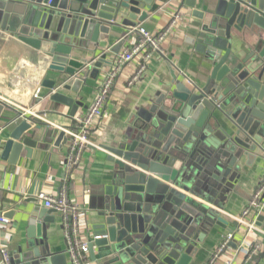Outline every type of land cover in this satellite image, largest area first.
<instances>
[{
    "label": "water",
    "instance_id": "water-1",
    "mask_svg": "<svg viewBox=\"0 0 264 264\" xmlns=\"http://www.w3.org/2000/svg\"><path fill=\"white\" fill-rule=\"evenodd\" d=\"M185 3L195 6V0ZM156 8L151 0H0V22L14 32L23 23L18 39L49 55L50 70L73 78H55L44 85L51 101L74 114L80 102L59 89H70L111 65L102 53L88 60L72 57L76 38L91 29L95 40L118 20L123 25L141 21ZM194 15L203 17L202 11ZM245 30L255 33L258 42L230 68L231 34ZM200 37L212 59L206 84L189 88L175 80L169 93L138 110L133 136L105 148L110 176L92 201L97 223L92 225L89 250L103 246L106 264H186L210 226L228 227L207 202L234 177L244 150L253 151L252 142H260L264 134L259 123L264 118V0H215L209 26H202ZM164 98L169 104L159 102ZM5 104L0 101V112ZM17 117L1 158L10 150L29 152L33 145L26 133L35 119ZM54 138L52 146L72 140L64 130ZM51 220L43 212L28 218L35 234L30 232L9 250L8 264H65L64 254L53 253L46 240ZM261 221L264 217H257L255 225Z\"/></svg>",
    "mask_w": 264,
    "mask_h": 264
},
{
    "label": "crops",
    "instance_id": "crops-1",
    "mask_svg": "<svg viewBox=\"0 0 264 264\" xmlns=\"http://www.w3.org/2000/svg\"><path fill=\"white\" fill-rule=\"evenodd\" d=\"M151 3L157 8L141 21L123 25L118 20L106 32H99L101 39L92 40L91 29L76 38L77 46L72 57L88 60L102 53L106 61H111V65L106 66L104 63L95 77L88 75L81 83L71 85L70 89H59L64 95L80 102L74 114L70 107L51 101L49 89L45 86L55 78H67V81L73 78L50 70L49 55L18 39V29L23 23L18 27L19 22H16L18 29L14 32L6 24L2 27L0 22V101L6 103L0 112V211L9 220L8 226L2 231L5 232L3 237L7 239L9 250L19 241H25L30 232L35 234L34 227L30 231L27 220L33 213L43 212L52 219L46 230L49 247L53 253H63L65 264H69L61 216L44 207L38 195H56L66 185L70 199L87 210L84 228L92 241V225L97 223V209L93 208L92 201L94 196H98L95 192L108 183L110 176L111 165L107 160L110 154L105 148L125 142L128 135L133 136L134 125L139 124V118L136 117L138 110L147 108L160 95L169 93L174 88L175 80L189 88H199L209 79L212 59L203 51L205 44L200 41V32L204 24L209 26L215 0H195L194 8L187 5L185 0H151ZM194 9L202 11L203 17L195 16ZM176 12L180 16L161 43L162 53L151 54L143 74L133 85L129 86L128 80L142 62L141 58L122 66L108 96L105 115L91 129L93 145L87 147L79 163L68 171L66 160L70 144L63 140L52 146L56 132L72 127L73 117L87 110L102 76L111 68L119 53L137 41L138 32L130 29L142 26L156 34ZM53 38L57 40L56 34ZM257 42V35L253 32L245 30L237 34L233 31L228 66L232 68L240 59L250 55ZM57 44L67 46L66 42L59 40ZM37 91L38 95L34 96ZM162 100L159 101L161 104H169L166 98ZM25 112L29 120L35 119L31 131L26 133L33 138V145L28 146L29 152L26 148L18 152L10 150L1 158L4 141L18 121L15 119ZM38 115L44 118H38ZM219 122L227 132L222 119ZM259 123L264 125V118ZM252 143L254 150H244L246 154L240 157L234 177L226 182L214 201L207 202L228 222L229 228L230 224L233 225V231L216 224L210 226L186 264H264V221H261V225H255L257 217H264V198L260 210L253 209L245 216L246 222L253 223L257 230L248 231L246 225L237 223L234 218L241 215L255 187L264 177V134L260 142ZM228 232H232L233 236L217 254ZM255 245H258V250L247 261L246 251ZM103 250V246L93 245L88 252V264H106L108 256Z\"/></svg>",
    "mask_w": 264,
    "mask_h": 264
},
{
    "label": "built area",
    "instance_id": "built-area-1",
    "mask_svg": "<svg viewBox=\"0 0 264 264\" xmlns=\"http://www.w3.org/2000/svg\"><path fill=\"white\" fill-rule=\"evenodd\" d=\"M172 1L183 2V0ZM179 16V12L173 13V17L170 22L156 34L149 32L142 26L130 29L131 31L134 30L138 32L139 37L137 41L119 53L111 68L102 76L87 110L82 114L74 116L72 127L64 130L65 133L72 139L66 160V167L68 171L79 163L81 156L87 147L93 145L90 138L91 129L105 115V105L107 103L108 96L122 66L138 57L141 58L142 62L139 63L137 70L128 80V85H133L143 74L145 65L151 54L153 52L162 53L160 48L161 43L169 34L172 26L175 25ZM37 95L38 91L34 94V96ZM25 114L27 113H20L19 117H25ZM38 118L44 117L38 115ZM84 192L86 193L87 190ZM38 198L43 201L44 207L58 212L61 216L65 251L69 258V264H88L89 238L84 228L87 224L85 215L87 210L77 201L70 199L66 185H63L56 195L51 196L40 193ZM263 198L264 177L255 187L252 197L248 201V204L242 211L241 215L234 217L237 223L246 225L248 231H251L252 229L257 230V227L251 222H246L245 216L253 209L260 210ZM8 223L9 220L5 217L2 211H0V264H8L9 262L7 239L3 237L5 232L2 233V231L8 226ZM232 236V232H228L226 234L217 250V254L227 245ZM257 250L258 245H255L253 248L250 247L246 251L247 261L257 252Z\"/></svg>",
    "mask_w": 264,
    "mask_h": 264
}]
</instances>
